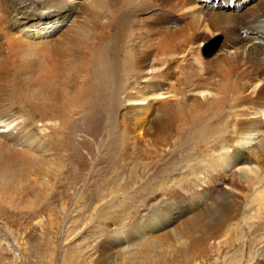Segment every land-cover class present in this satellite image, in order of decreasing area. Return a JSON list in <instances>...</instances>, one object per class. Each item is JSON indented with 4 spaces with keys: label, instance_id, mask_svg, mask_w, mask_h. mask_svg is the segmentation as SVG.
<instances>
[{
    "label": "rangeland",
    "instance_id": "obj_1",
    "mask_svg": "<svg viewBox=\"0 0 264 264\" xmlns=\"http://www.w3.org/2000/svg\"><path fill=\"white\" fill-rule=\"evenodd\" d=\"M45 1L62 6L71 0ZM88 1L72 0L75 4L69 5L76 23L85 20L89 29L93 27L81 38V46L85 49L99 25L116 17V36L109 43L119 57L130 59L125 90L132 88L141 96L159 87L155 93L162 95L152 102L158 113L149 115L143 129L135 125L130 109H117L113 118L90 124L73 139V150L79 152L71 155L75 172L41 189L42 197L23 184L18 168L7 174L0 163V264H264V217L244 206L240 217L220 231L207 210L216 198L229 194L246 201L249 195L241 179L213 161V150L220 141L231 140L234 126H246V111L258 108L252 100L258 98L253 93L257 79L263 88L258 102L264 105V56L248 53L251 48L264 52V41L257 39L261 34L248 28L264 18V0H196L201 9L190 13L186 7L195 0H132L142 6L137 12H128L116 0H98L101 7ZM7 2L0 0V65L9 66V71H0V122L21 115L37 123L41 115L25 89L38 64L26 61L32 53L17 37L34 35L32 43H39L57 22L47 28L22 25L23 14L10 17ZM51 9L42 13L57 14L58 8ZM67 18L65 12L63 20ZM209 42H218L219 50L205 56L202 49ZM50 45L36 46L37 61L42 55L47 61L54 59ZM83 48L62 59L63 80L69 81L64 87L75 94L87 74ZM132 52L139 55L137 61ZM149 60H155L160 72L145 84L147 89H136L133 71H142ZM26 64H32V72ZM199 85L202 98L192 95ZM168 92L176 95L168 100L190 106L185 119L173 126L160 120ZM207 93H211L208 99ZM59 149L64 156L70 154L67 147ZM53 151L58 156L59 151ZM197 177L202 183L192 184ZM250 214L253 223L245 227ZM195 217L197 224L186 228ZM177 231L183 234L176 235ZM154 247H164L167 254L162 257Z\"/></svg>",
    "mask_w": 264,
    "mask_h": 264
},
{
    "label": "bare ground",
    "instance_id": "obj_2",
    "mask_svg": "<svg viewBox=\"0 0 264 264\" xmlns=\"http://www.w3.org/2000/svg\"><path fill=\"white\" fill-rule=\"evenodd\" d=\"M71 1L68 2L70 4L62 6L60 5L61 3L52 5L49 1L45 0H8L7 3L9 4H6L9 7L8 10H11V13L7 11L9 16L11 14L12 16L16 14L14 17H18L21 16L20 14H23L22 18L24 19V22L22 25L29 22L28 25L30 23H35L39 27L45 26L47 28L48 24H50L52 21L57 22L55 27H51L50 31L46 30V32L42 34V36L45 38L41 40L42 43H40L41 41H39V43H32L34 35L27 36L24 34L23 37L26 38L25 40L17 37V40L21 44L25 43V46H29V52L32 53L30 57H27L26 61H33V64H36V61L38 64V66H35L38 67V69L36 68L37 73L34 69L36 75H32V77L29 78V85L25 90L34 102L33 109H35L41 115L40 119L37 121V123H34L28 117L26 118L23 116L21 118V115H10L7 119L0 122V163L3 167V170H7V174H9L10 168H18V170L15 168L20 172L18 176L25 179V183L23 181V184H25L26 187H29L28 189H30L32 193H38V197H42L43 195L42 192H40L41 189L46 190L55 185L57 182H59L58 180L61 175H72L75 172L73 170L74 166L71 155L75 151L79 153L76 149L75 151L73 150V139L76 138L78 133L87 130L88 126L92 123L100 121L103 122L107 118H113L112 115L117 111V109H130L129 112L132 113L130 117L136 122L135 125L142 128V126H144L149 119V115L156 113V108L154 109L155 104L152 102L159 99L158 96L162 95L159 92L157 94L155 93L159 87L149 89L151 91L150 94L141 96H139V94H141L140 91H137L138 96H136V93L132 91V88L131 90H125V87H127L125 86V79L127 78L126 76L130 78L129 74L131 72L129 69L130 59L127 61V58L119 57L115 52L112 42L109 43V40L116 36V17L106 24L99 25V27L93 33V41H91L89 44L88 41H85L87 43V45L84 46L85 49L81 46V38H84V35H87L89 32L92 33L91 30L93 27L90 26L91 29H89V23H85V20L83 23H81L79 20L76 23L75 20L77 19L73 20L74 17H72L73 13H71L72 8H70V6L73 3L75 4V2ZM90 1L92 3L94 0ZM90 1L88 2L90 3ZM116 1L118 3L120 2L122 8L127 9L128 12H135V10L137 12L138 9L142 8V6H139L136 3L132 4V0ZM197 1H190V4H188L187 7L185 6V11H189L190 13L200 10V6H198V3L196 4ZM91 3L90 6L101 7V3L98 0H95L93 5H91ZM213 7L215 8V5H213ZM51 8H58L56 9L57 14L50 13L52 10ZM45 10L50 11H48V14L42 13ZM65 12H68V16H70V18H67L66 21L63 20ZM244 15L246 14L244 13ZM122 17L124 16L119 18L120 25ZM263 19L262 21H258L256 19L252 21L249 26L247 25L249 29H252V31L257 32V34H261V36L257 38L261 41H264ZM125 21L126 20L124 18L123 23ZM60 23L62 26L60 25L61 27L57 29ZM258 23L259 25L256 26ZM38 32L40 31L38 30ZM39 34H41V32ZM8 42L11 44L12 42L14 43L15 40H10ZM85 42H83V44ZM46 43L51 44L50 46L55 43L52 46V49L55 50V54L52 57L54 59L47 61L42 55L37 61V58H35V55L38 52V50H35L36 46ZM258 43L260 42L258 41ZM49 47H46L45 50L47 51ZM262 47H264V44ZM78 48H83V65L86 68L84 72H87V74L84 75L83 79L81 78L83 81L82 85L80 86V90L78 89L79 91L77 90V93L75 94L74 92H68L65 89L69 86L64 87L69 81L66 79L64 82L63 80L64 77L62 75L64 71L62 73V59L64 57L67 58L71 55H74L75 53L73 54V51L78 50ZM218 50L219 48H217L215 54L218 52ZM248 53L250 56H264V52L258 51L255 48H251ZM131 56L132 60L134 61L139 59V55L136 52H132ZM250 56L248 57V60L252 59ZM31 65L26 64L25 69L31 70ZM135 68H138L137 64H135ZM7 70L9 71V66L7 63L6 65L4 63L0 65V71ZM159 72L160 67L155 62V60L147 61L142 71H133V76L135 78L134 85L138 84V87L135 86V88L147 89L148 86L145 84L156 80L154 77L156 78V73ZM67 76L68 75H65V78ZM158 76H160V74ZM244 81L247 82V80ZM61 82L64 84L61 85ZM257 82L258 85L254 87L255 90H253V93L258 98L256 99L253 97L252 100L258 104V108H254L251 111H246L243 114L244 118L246 119V126H240V128L238 127V124L234 126V129L229 136L231 137L233 135L231 140H225L222 142L220 141L217 147L213 150V161L215 160V163L219 167L227 169L231 175L241 179L243 184L246 185L249 194L248 196L246 195V197H248L246 201L240 199L238 196L230 198L228 194L227 197H222L219 199L216 198L215 202H212L213 204L207 210L210 212L211 216H213V220L217 222L216 226L218 229H220V231L230 227L232 224L230 221L233 219L237 220L238 217H240L239 215L240 213L242 214L244 206H249L248 208L254 210L256 215L264 217V105H261L260 102H258V95L263 89L260 88L262 81L257 79ZM198 87L199 89L194 88L192 95L194 97L202 98L203 85H199ZM244 88L246 90L247 86ZM63 92L64 97L60 95ZM122 95L124 96L122 97ZM166 95L168 96L166 98L167 101L164 102L161 110L159 111L162 114L160 120L163 123H167L169 126L177 125L179 122H182L183 119H185L186 110L190 106L185 101L175 104V102H172L168 99L175 98L176 95L169 92ZM210 95L211 93L206 94L207 99ZM61 97L63 100L60 99ZM260 99H262V97ZM200 106H202L201 102L196 105L195 108L197 109ZM141 109L144 110L143 114L135 113ZM9 118L10 120L8 121ZM4 137L8 138V142H3ZM15 145L20 146V149H15ZM63 146L67 147L70 154L67 153L65 156L62 155L59 148ZM54 149L57 152L59 151L57 154L58 156L55 155V152L53 151ZM61 155L64 157V160L60 158ZM201 181L202 178L197 177L192 178L191 183L196 185L198 183L201 184ZM222 183L223 182L220 181L218 184L220 185ZM227 198L229 199L227 200ZM203 203L205 202L203 201ZM252 219H254L252 216H248L245 227L247 225H251V222L253 221ZM195 220H199V218L195 217L194 220L187 223L188 225H186V228L187 226H195L197 224L195 223ZM237 226L238 225L236 223H233L232 225L235 230L239 229ZM179 234L183 233H178L177 231L176 235ZM155 249L162 257L163 255L167 254V252H163L166 251L164 250V247Z\"/></svg>",
    "mask_w": 264,
    "mask_h": 264
},
{
    "label": "water",
    "instance_id": "obj_3",
    "mask_svg": "<svg viewBox=\"0 0 264 264\" xmlns=\"http://www.w3.org/2000/svg\"><path fill=\"white\" fill-rule=\"evenodd\" d=\"M218 45H219L218 42H214V43L213 42H209V43H207L202 49L203 55H205V56L212 55L217 50Z\"/></svg>",
    "mask_w": 264,
    "mask_h": 264
}]
</instances>
